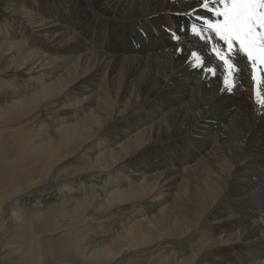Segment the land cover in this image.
I'll return each mask as SVG.
<instances>
[{
	"label": "bare ground",
	"instance_id": "obj_1",
	"mask_svg": "<svg viewBox=\"0 0 264 264\" xmlns=\"http://www.w3.org/2000/svg\"><path fill=\"white\" fill-rule=\"evenodd\" d=\"M202 2L203 0H51L50 3L41 6L38 0H32L27 2L25 8L9 9L12 22L9 27L6 26L4 35L10 40L9 42L0 41V45L8 42L9 48L18 50L20 60L24 64L27 61H30L32 65L37 64L39 67L37 72H40L38 76L41 79L39 81L36 79L39 89L34 90L27 97L11 102L8 111L30 109L44 99H52L73 87L74 91H71L72 96L68 101L77 103L78 112H84V115L80 117L77 125L69 123L58 127L56 136H62L61 139L64 136H85L86 140L89 139L88 142L95 140L97 145L99 154L90 158V166L75 167L72 174L66 178H73L74 173H80L85 168L90 171H110L111 166L114 168L113 166L123 161L124 157L141 156L140 164L132 167L134 176L140 178L138 186L146 189V195L157 192L158 205H161L167 196L173 197L176 194L177 198L176 203L170 206L172 219L166 221V218L163 219L164 206L159 209L158 217L156 214L150 215V212L145 214L141 212L139 218L131 225L142 221L145 227H139L140 224L138 227H131L127 235L121 238L125 243L118 251L94 250L90 254H85L83 248L72 249L71 246L78 248L75 242L83 240L92 229L91 224L85 227L88 231L84 234L68 235L65 238V234L70 231L64 232L63 229H72L71 226L66 224L65 228L58 225L48 229L41 228L45 221L38 222V214L33 215L32 212L22 208L9 209L15 203H19L18 198L21 194L27 192L29 194L33 188L53 189L58 183L51 184L47 181L42 169L34 168L37 174L33 175L31 164L22 167L20 165L23 162L15 159L14 155L2 154L0 225L5 228L6 221L10 225L26 227V222L30 221L37 230L35 231L37 232L36 240L40 244L41 256L33 253L40 263L43 259L44 264H114L121 255L139 246L156 245L164 238L171 239V224L177 222L179 218L183 220L185 227L182 237L191 230H195L200 217L220 197L214 195L216 186L220 182L213 163L215 155L212 152L204 155L198 152L199 142L192 141L193 135L205 134L221 136V141L235 147V151L231 150L230 153L233 160L224 167L230 166L227 174L232 173L233 176L232 184L227 187L226 192L238 196V202L237 206L234 207V204L230 207L225 206L222 210L226 214L219 227L224 228L219 230L229 231L226 233L225 240L229 242L228 245L238 244L248 250L246 253L234 252L236 255L234 257V253L230 254L231 247H226V251L219 252L218 258L215 257L212 261L214 264H264V215L257 217L259 208L257 209L256 206V201L264 204V138L260 137L261 140H258V136L260 134L264 136V133L263 127H256L258 122L256 119L259 118L256 115L264 107L256 103V109L252 111L245 97L241 101L238 99L244 86H250L254 91L252 72L245 57L237 56V61L244 71L241 72L240 82L236 86L240 91L235 90L239 95L232 96L239 101L233 102L234 105L232 104L228 110L225 109L227 108L225 102L231 98V95L223 89V72L213 78L202 71L192 69L191 64L195 62V57H192L191 53L194 56L197 53L202 54L209 65L215 63V57L210 54L213 46L206 39L198 40L189 32H180V26L188 23L184 22V16L176 15V13L196 9L198 15L205 16L206 10L200 8ZM44 3H46L45 0ZM16 4L19 6L18 3ZM188 18L191 19V17ZM136 25L141 26L148 33L150 41L143 39ZM204 25L206 31L202 34L211 37L209 26ZM164 26L169 33L178 34L180 39L174 44L172 43L173 34L168 41L163 38L165 47L161 48L158 46L160 37L152 36L149 30L150 27H156L158 33L164 35ZM197 30L199 31L198 26ZM131 32L134 33V43L129 39ZM215 44L220 43L215 41ZM33 45H37L41 52L33 49ZM217 67L219 68V65ZM3 80L0 79V83H4ZM117 86L120 87L119 95L122 94L128 100L127 104L129 99L139 98L144 93L143 98H147L148 101L144 103L147 99L143 100L135 114L120 124L118 129L125 128L128 123H131L133 127L129 131H116L126 139L112 149L102 150L114 139L103 140L100 139V134L98 136L94 134V126L100 129L110 120V103L106 102L101 94L106 87H109L111 93ZM258 87L264 90V85H258ZM252 90L250 97L254 101ZM231 94L233 95L234 92ZM94 104L96 106L90 108ZM179 134L187 136L182 143V150L188 154V157L178 156L176 161L169 150L172 148L170 146L180 138L171 136ZM135 136L148 137L146 145L156 153L142 151L145 143L139 147V143L133 145ZM204 139H206V149L208 148L206 152H209L213 149L211 142L216 144V137ZM189 142L195 144L196 148ZM40 146L48 151L55 147L54 143H40ZM22 149L23 147L21 151ZM77 149L78 147L62 155H72L79 151ZM164 150L165 157L161 158V161L153 168L159 171L144 175L148 172L142 168L147 165L145 157L158 155V152ZM39 151L41 150L38 149L37 152ZM37 152H35L36 155ZM227 152L224 154L226 155ZM22 157L27 159V154ZM194 158L198 162H193ZM187 162L188 165L181 166L182 163L187 164ZM253 179H256L255 182ZM107 188L110 194L118 198L116 192H111V187L107 186ZM62 189L68 193L75 191L70 184L63 185ZM154 190L157 191L154 192ZM173 190L176 193L170 192ZM113 201V197L109 196L105 203L111 204ZM188 202H190L189 206H187ZM250 208H252L251 211ZM164 221L163 230H160ZM101 222L100 220L96 224ZM151 230H154V235L150 233ZM238 233L243 234L241 240L237 242L232 237ZM73 237L77 241L72 240ZM221 242V239H216L210 244L215 246ZM195 251L194 249L181 258H179L180 255L174 256L176 260L173 262L195 264L200 253ZM150 253L152 251L137 254Z\"/></svg>",
	"mask_w": 264,
	"mask_h": 264
},
{
	"label": "rangeland",
	"instance_id": "obj_2",
	"mask_svg": "<svg viewBox=\"0 0 264 264\" xmlns=\"http://www.w3.org/2000/svg\"><path fill=\"white\" fill-rule=\"evenodd\" d=\"M29 1L32 0H0V41L9 42L10 40V38H5L4 35L7 29L6 26L9 27L12 22L9 9L12 7L25 8ZM45 1L46 3H44V0H38V4L45 6L50 3L51 0ZM15 2L18 3L19 6H17ZM184 19L186 23L190 20L185 16ZM136 28L144 40L150 41L148 33L145 32L141 26L136 25ZM164 31L165 34L162 35L158 33L156 27H150L149 30L152 36L160 37L158 46L161 48L165 47L163 38L168 41L170 35L172 36L173 34L172 32L169 33L166 27ZM134 38V33L130 34L129 39L133 43L135 42ZM177 41L178 40L174 41L172 37V43L175 44ZM8 42L0 45V79H4L3 81H5L4 83H0V160L2 154L14 155L15 159H20V161L23 162L20 166L24 167L27 164H31L33 172L34 168L42 169L46 174L47 181L51 184L58 183L53 189L33 188L29 194L28 192L21 194L18 198L19 203H15L9 209L18 210L22 208L32 212L33 215L38 214L37 216L39 219L37 221L40 223L45 221L41 228L48 229L56 225L64 228L66 226H71L72 229H63L64 232L70 231L65 234V238L68 235L75 236L84 234L88 231L85 227L91 224L93 227L88 234L84 236L83 240L77 241L74 237L72 238V240L77 241L75 244L78 248L75 246L72 247L69 244L72 249L83 248L85 254H90L94 250L101 252L118 251L125 243L121 238L127 235V231L131 227H138V224L141 225L139 227H145L142 221H138L134 225H131V223L139 218L141 212L142 214L150 212V215L156 214L158 217L159 209L164 206L165 215L163 219L166 218L165 221L167 219H172L173 215L170 206L176 203V194L173 197H165L163 199L164 202L158 205L159 202L157 199H159V195L156 196L157 192H155L157 190H154V194L152 192L146 195V189H141V186L137 184L140 178L138 179L134 176L135 172L132 171V167L140 164L139 161L141 156L134 157L130 155L124 157L123 161L113 166L114 168L111 166L110 171H90L88 168H85L83 169L84 171L80 173H74L73 178H66L72 174V170L75 169V167L90 166V158L92 159L99 154L95 140L88 142L89 139L86 140L85 136H64L63 139H61L62 136H56L58 134V127L68 125L69 123L77 125L80 117L84 115V112H78L79 106H77V103L74 104L68 101L72 96L71 91H74L73 87L52 99H44L38 103V105L30 109L9 112L8 107L11 102L27 97L31 92L39 89L37 83L41 78L38 76L40 72H37L39 68L37 64L32 65L30 61L24 64L20 60L21 56L18 50L9 48ZM45 45L48 46V44ZM32 48L41 52V49L37 45H33ZM220 80L221 79H219V81ZM249 88L251 87L244 86L242 89L243 91H240L236 87L235 90H239L242 94H237L235 90L233 95L229 94L231 98L225 102V107H227L225 109H230L233 102H238L239 100L234 99L232 96L236 95L235 97H237L239 95L238 99L241 101V99L245 97L244 99L248 106L252 108V111L253 109L255 111L256 102L252 101L250 97L253 88ZM119 91V86L114 87L111 93L109 92V87H106L101 94L105 101L110 103V120L103 124L100 129L94 126V134H97L95 136L100 134L99 137L103 140L107 139L110 141L114 139L113 142L109 143L110 145L103 147L102 150L112 149L126 139L125 136H120L116 131L120 130V132H124L133 129L131 123H128L125 128H118L124 120L129 119L135 114L141 102L147 99L143 98L145 95L144 93L140 95L139 98L135 97L129 99V103L127 104L128 100L125 99L122 94L119 95ZM258 96H256L257 100L260 98ZM147 101L148 99L144 103ZM95 106L96 104L90 108ZM261 107H264V105ZM87 112H89V110H87ZM256 116H259V118L256 119V121L258 120L256 127H263L262 132L264 133V108H262V110L260 109ZM252 120L254 121V117H252ZM63 132L64 130L62 131V135ZM112 134L116 136H109ZM193 136L194 138L192 141L197 140L199 142L198 152L203 155L212 152L215 155L213 163L217 170L218 177L220 178V182L216 186L214 195L215 197L220 196L219 199H217V202L206 211L207 213H204L205 215L203 214L200 217L196 229L191 230L192 232H188L184 237H182L185 232L183 220L178 217L179 220L177 222H171V239L164 238L156 245L148 244L139 246L129 253L123 256L121 255V257L114 261V264H175L173 262L176 260L173 258L174 256L180 255L179 258L185 257L194 249L196 251L201 249L195 264H214L212 259L215 257L218 258L219 252L226 251V247H231L232 251L230 254L234 252L246 253L248 251L238 244L228 245L229 242L225 240L227 239L226 233L229 231H220L224 227H219L223 216L226 214V212L224 213L222 211L225 206L230 207V205L234 204L235 207L238 202V196L226 192L227 187L232 184L233 176L232 173L227 174L230 166L224 167L233 160V158L230 157V153L231 150H233V152L235 151V147L233 145L229 146L227 143L221 141V136H206L205 134ZM197 136H200V138H197ZM171 137L181 138L170 146L173 148L169 150L170 154H173L172 157H174L176 161L178 160V156L183 158L188 157V154L182 150V143L187 139V136H185V134H179L178 136ZM207 137H216V144L211 142L213 149H210L209 152H206L208 148L206 149V139H204ZM258 137V140H261L262 137L264 138L261 134ZM147 140L148 137L135 136L133 138V145L139 143V147L145 143L142 151L145 150L148 153H156L150 146L146 145ZM40 143H54L55 147L51 151H48L43 149ZM189 144L195 146L192 142H189ZM22 147L23 149L21 151ZM77 147V150H79L77 153H73L72 155L67 154L66 156L62 155L66 152L73 151ZM38 149L41 151L37 152ZM190 150V152L193 153L192 149ZM226 151L228 152L225 155L224 152ZM35 152L38 154L36 155ZM24 154H27V159H23L22 156ZM157 154L158 155L155 156L147 155V157H145L147 159V165L142 168L148 172L144 175H151L159 171L153 170V168L161 161V158L165 157V150ZM157 156H159L158 159ZM193 162L198 161L194 158ZM100 164L104 165L103 162H100ZM186 165H188V162L187 164H181V166ZM188 171H190V169H188ZM36 174L37 171L33 173V175ZM255 180L256 179H253L254 182ZM68 184L74 187V192L68 193L62 189L63 185ZM107 186L111 187L112 193L116 192L118 194V198L109 193ZM170 192L172 194L176 193L175 190ZM109 196L113 197L114 201L111 204H106L105 202ZM213 200L215 201V198H213ZM90 203L91 205H89ZM189 203L190 202H188L187 206H189ZM256 206L257 209L259 208L257 217L263 216L264 204L256 201ZM177 210L179 214L180 209L178 208ZM251 210L252 208H250V211ZM1 214L0 211V218ZM47 216L48 218L46 219ZM53 218H55V221H53ZM100 220L102 222L96 224V222ZM165 221L162 222L160 230H163ZM5 223L7 224L5 228L0 225V264H44V260L41 259L40 263V261L35 259V254L33 253L35 252L38 256H41L39 253L40 244L36 240V227H34L30 221L26 222V227L23 225H10V223L6 221ZM62 223L65 224L63 225ZM150 233L154 235V230H151ZM242 234L243 233H238L233 236L232 239L238 242L241 240ZM216 239H221L222 242L215 246L210 244L212 240L214 241ZM36 248H38V250H36ZM149 251H152V253L137 254L143 252L147 253ZM233 256L236 257L235 253Z\"/></svg>",
	"mask_w": 264,
	"mask_h": 264
},
{
	"label": "snow or ice",
	"instance_id": "obj_3",
	"mask_svg": "<svg viewBox=\"0 0 264 264\" xmlns=\"http://www.w3.org/2000/svg\"><path fill=\"white\" fill-rule=\"evenodd\" d=\"M216 4L224 7L217 10L214 7ZM200 8L219 19L198 15L196 9L176 13L179 16L191 17L187 25L180 26V32H189L192 36L201 39L200 34L193 29L198 26L199 33H205L203 20L208 19L213 22L212 32L215 38L222 41L223 46L215 44L210 49V54L215 57V63L211 65L202 54L197 53L194 56L191 53V56L195 57V62L191 64L192 69L202 71L213 78L223 72V89L231 94L240 82L241 72L244 71L237 61V56H243L252 70L253 100L257 104L264 105V90L258 87L264 85V75L259 77L257 75L258 72H264V0H203ZM179 39L180 36L173 33V40ZM204 39L215 43L210 36H204ZM256 95L260 97L258 100Z\"/></svg>",
	"mask_w": 264,
	"mask_h": 264
}]
</instances>
